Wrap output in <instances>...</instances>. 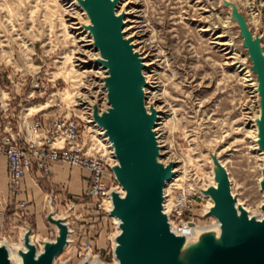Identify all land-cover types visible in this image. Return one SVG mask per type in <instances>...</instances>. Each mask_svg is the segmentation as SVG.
Instances as JSON below:
<instances>
[{
	"label": "rangeland",
	"instance_id": "1",
	"mask_svg": "<svg viewBox=\"0 0 264 264\" xmlns=\"http://www.w3.org/2000/svg\"><path fill=\"white\" fill-rule=\"evenodd\" d=\"M73 1L0 0V105L6 129L17 131L20 119L33 116L40 117L47 128L57 115L85 118L89 108L83 105L104 106V69L96 59L99 55L93 43L81 47L96 58L82 63L83 67L76 65V51L85 42L78 41L72 16L86 24L88 18ZM123 1L117 0L115 8ZM137 5L147 29L145 37L156 48L161 100L168 103V110L158 114L166 117L158 139L165 144L162 148L169 150L161 156L172 154L178 167L173 177H180L174 184L173 177L167 181L165 206L181 191L195 192L194 219L213 221L214 215L204 210L212 202L200 187L212 182L211 167L221 160L235 197L251 213L261 215L262 155L253 121L258 113L257 74L238 17L258 39L264 54V0H138ZM84 68L92 69V75L85 76ZM93 128L86 125L87 136L95 148L106 152L108 142ZM104 174L113 182L111 167ZM3 176L7 177L6 171ZM112 188L122 191L118 181ZM16 194L8 191L7 179V186L0 187V210L4 208L15 233L9 236L0 230V243L6 241L13 248L20 244L25 229L37 246L44 238H55L58 230L49 219V213L55 211V216L68 215L71 241L54 264H74L88 253L92 262L116 263L113 237L118 231L117 218L98 208L91 196L83 191L71 196L54 186L43 187L33 203L36 217L27 212V203L15 202ZM182 257L189 261L187 250Z\"/></svg>",
	"mask_w": 264,
	"mask_h": 264
},
{
	"label": "water",
	"instance_id": "2",
	"mask_svg": "<svg viewBox=\"0 0 264 264\" xmlns=\"http://www.w3.org/2000/svg\"><path fill=\"white\" fill-rule=\"evenodd\" d=\"M86 8L95 44L108 67L105 77L110 107L97 112L95 121L106 129L114 146L118 164L111 167L116 180L125 190L123 195L113 192V209L120 219L118 244L113 248L119 264H184L178 260L185 237L169 228L167 215L162 209L163 186L172 176V165L157 160L158 145L152 126L156 112H147L144 106L141 72L142 64L129 40L121 32L122 18L114 12L117 0H81ZM244 44L257 74L261 116L258 124V144L264 152V54L259 41L241 17H238ZM221 176L216 188L208 190L214 199L209 213L221 222L220 242L207 238V251L189 253V264H264V203L260 219L249 218L246 211L238 214L230 181L225 168L217 164ZM261 189L264 193V165ZM49 219L60 227L55 240L44 243L36 255V244L25 239L26 250L21 251L23 264H52L65 248L68 234L65 225ZM0 264H9L7 251L0 246Z\"/></svg>",
	"mask_w": 264,
	"mask_h": 264
},
{
	"label": "bare ground",
	"instance_id": "3",
	"mask_svg": "<svg viewBox=\"0 0 264 264\" xmlns=\"http://www.w3.org/2000/svg\"><path fill=\"white\" fill-rule=\"evenodd\" d=\"M73 1V0H72ZM77 4L80 6V8H82L88 18V24H86L82 19H80L79 17H74V22L73 24H75L76 30H77V34H78V38L80 42H85L82 45H80V47L78 48V50L76 51V61H78V64L76 65H80L81 67H83L82 63L84 62H88L89 59H95V55L94 53H90L89 50L83 49L81 46H88L91 43L94 44L95 48L97 49V53H98V57L96 59L99 60L100 65L103 67V73H102V83L105 86V104L102 107V111L103 110H107V108L110 107V104L108 102V97H107V87L105 85V77L109 75L108 73V67L106 65L103 64V60L104 57L100 54V50L98 48V46L95 44V40H94V36L93 33L90 29V25H91V20L89 17V14L86 10V8L81 4V0H76ZM74 5V1L71 2V4L68 5V7H70L71 5ZM138 0H124L122 3H120L119 5H117L118 7L114 9V12L116 15L121 16L122 18V26H121V32L124 36V38L129 40V43L132 46V49L134 52H136L138 54V57L140 58L141 64H142V68H141V72L143 74L144 77V85H143V92H144V106L147 110V112H151L152 110H154L156 112V119L154 122V125L152 126V130L154 132V137L155 140L157 142L158 145V153H157V160L163 164H171L172 165V176L167 179L165 181V185L163 186V201H162V209L164 212L168 211L167 210V206L168 204H166L167 206H165L164 204V200H165V194H164V188L166 186L167 181H169L174 175H175V171L178 170V167L174 166V159L172 154H167L164 155L163 157L161 156L162 154L168 153L169 150L167 149H163L162 147L165 145L163 143L162 139H158L160 138V134L159 131L162 129L163 126H160L163 122L166 121V117L164 115H158L160 112H166L168 110V103L165 100H161L162 98V93L160 92V75L157 69V61L158 59L155 56V45L152 43V41H150L149 39H147L145 37L147 29L144 25V21H143V15L141 12V9L138 7ZM74 7V6H73ZM72 15V14H70ZM87 33V34H86ZM220 36V35H217ZM89 37V38H87ZM77 38V39H78ZM221 44H225V43H221ZM93 47V46H92ZM228 52V51H227ZM146 67H150L151 69L146 71ZM85 76L86 75H92L93 70L90 68H87L82 71ZM101 72V71H100ZM101 75V74H100ZM255 90H256V98L258 101V113L254 116L253 121L255 124V139L258 141V124H257V120L260 118L261 116V105H260V95L258 94V90H257V83H255ZM96 101V99H95ZM159 101V102H158ZM100 104V103H99ZM101 106V105H100ZM100 108H97V112L101 113L102 111L99 110ZM93 115H92V120L95 121L94 118V107H93ZM88 116V115H87ZM159 121V122H158ZM97 123V122H96ZM98 124V123H97ZM99 125V124H98ZM100 126V125H99ZM101 129H103L104 134L106 135L107 138V142L109 143L110 151L112 152L113 158L110 160V164L111 166H114L116 164H118V159L115 156L114 153V146L111 140H109L108 135L106 134V129L102 126H100ZM99 132H96L95 134H98ZM258 143V142H257ZM259 145V144H258ZM259 150L261 152L262 155V167L260 170V178H259V185L261 188V182L263 179V175H262V169H263V165H264V152L263 150L260 148L259 146ZM220 164L225 168V170L227 171L226 167L224 166L223 162L221 160ZM211 172H212V182L208 183L206 187H200V189L202 190V193H204V195L206 197H209L212 204L208 207H204L205 212H209L210 209L214 206L215 202L213 197L211 196L210 192L208 190L212 189V188H216L218 186L219 180H220V176H221V172L218 168V166L213 165L211 167ZM228 173V172H227ZM177 177V176H176ZM180 177H177L174 179L173 177V181L171 182V184H174ZM229 178V176H228ZM182 179V178H181ZM230 181V178H229ZM118 186H120L121 190H118L117 188H110L108 191V195L107 197L104 199V206L105 209L111 213L112 209H113V202H112V193L113 192H117L121 195H123L125 193L124 188L122 187V185L118 182ZM262 194H263V202H261L260 204V211H261V215H254L253 213H251V211H249V209H247L244 204L242 202H240L238 200V198L235 197L234 193L232 192V190L230 189L231 195L234 197L235 201V207L237 209L238 214L241 213L242 210H245L248 217L249 218H256V219H260L263 216V210H262V204L264 203V193L263 190L261 189ZM105 200H106V204H105ZM110 203V205H109ZM165 206V207H164ZM56 212L55 211H51L49 213L50 218H52V220H54L55 222L59 223L60 225H65L68 231L67 237H66V245L68 242L71 241L70 239V233H71V229L69 227V221L67 220V214L63 215V216H55ZM113 217L117 218L114 223L116 224V229H118L117 233L114 235L113 237V248L118 244L116 237L120 232V219L118 218V216H116L115 214H112ZM215 217V216H214ZM55 224V223H54ZM56 225V224H55ZM57 227L58 233L60 231V227ZM189 229V234H185V239L183 244L180 247V251L178 254V260L179 261H183L184 264H189V262L185 261L184 258L182 257V253L184 252V250H187L188 253L193 252L195 249L198 250L199 248L202 250L207 251L208 247L206 244V240L207 238L211 237L212 239H214V241L216 242H220V236H221V222L220 220L215 217V219L213 221H211L210 223H202V221L195 219L194 223H191V225L189 226H184V228L182 229V231L185 233L187 232ZM27 230L25 229L22 232V235L20 236V244H16L13 245V248H11L6 241L0 243V246H3L6 251H7V256L9 259V264H23V258L21 255V251L22 250H26L27 246L25 244V239L27 236ZM28 242L30 244H36V242L32 239V234L28 232V238H27ZM55 240V238H44L43 239V243L40 244L39 246L36 245V255H38L39 253H41L43 251L44 248V243H50L53 242ZM17 254V255H16ZM15 256H18V260L15 261L14 258ZM90 253L87 254V256L74 264H101L99 262V260H94L93 262L89 260L90 258ZM114 259L116 261V263H108V262H104L102 264H119V260L118 258L114 255ZM56 260V257L53 261L52 264H54ZM61 264H68L67 262H62ZM192 264H197V263H192Z\"/></svg>",
	"mask_w": 264,
	"mask_h": 264
},
{
	"label": "built area",
	"instance_id": "4",
	"mask_svg": "<svg viewBox=\"0 0 264 264\" xmlns=\"http://www.w3.org/2000/svg\"><path fill=\"white\" fill-rule=\"evenodd\" d=\"M102 88V96L106 100L105 86L103 85ZM82 108H89V111L85 112V118L78 117V115L75 117L57 115L45 128L40 117L33 116L30 120H24L23 117L19 120L17 131H11L6 129L0 105V129L2 130L0 154L6 158L8 191L11 194H16L21 189L25 172L35 167L47 174L52 163L63 162L89 171L88 182L83 192L94 199L98 208L108 213L104 206V199L109 189L113 187L114 181L117 180L114 176L111 182L105 177L104 172L108 167H112L110 160L113 155L109 143L106 152H100L98 147L95 148L92 145L94 141L87 136L86 125H93L94 132H99L96 135L101 140L107 141V138L103 129L92 120L93 107L83 105ZM99 108L102 111V108ZM21 126H25V132ZM193 194L188 190L187 192L181 191L180 195L166 202L168 211L165 213L169 228L176 234L183 236L189 234V229L185 233L182 229L185 225L189 226L194 223ZM23 203L22 201L21 204ZM1 213L2 210H0V215Z\"/></svg>",
	"mask_w": 264,
	"mask_h": 264
},
{
	"label": "crops",
	"instance_id": "5",
	"mask_svg": "<svg viewBox=\"0 0 264 264\" xmlns=\"http://www.w3.org/2000/svg\"><path fill=\"white\" fill-rule=\"evenodd\" d=\"M4 171L7 172L6 158L0 156L1 188L3 186H7V177L3 176ZM88 176L89 171L84 168L57 162L52 164L50 173L47 175L40 172L36 168H32L30 171L25 172L22 179L21 189L15 196V202L17 203L18 201H23L24 203H27V212L33 213L36 217H38L37 212L33 211V203H36L34 199H36L35 197L41 195L43 187L54 186L58 190H63L66 193L71 194V196H75L79 195L85 188L88 182ZM2 210L3 211L0 216V230L4 234H8L10 236L11 233H15V229L13 228L15 225H11L12 227L8 225V215L4 212V208ZM37 210L38 208H36V211ZM32 239L35 241L33 237Z\"/></svg>",
	"mask_w": 264,
	"mask_h": 264
}]
</instances>
